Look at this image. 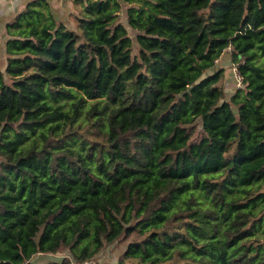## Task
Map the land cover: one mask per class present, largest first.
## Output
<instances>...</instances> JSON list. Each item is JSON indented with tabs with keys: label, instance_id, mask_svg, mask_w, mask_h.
<instances>
[{
	"label": "trees",
	"instance_id": "16d2710c",
	"mask_svg": "<svg viewBox=\"0 0 264 264\" xmlns=\"http://www.w3.org/2000/svg\"><path fill=\"white\" fill-rule=\"evenodd\" d=\"M12 15L0 264L82 263L116 241V264H264V0H25Z\"/></svg>",
	"mask_w": 264,
	"mask_h": 264
},
{
	"label": "rangeland",
	"instance_id": "374dc122",
	"mask_svg": "<svg viewBox=\"0 0 264 264\" xmlns=\"http://www.w3.org/2000/svg\"><path fill=\"white\" fill-rule=\"evenodd\" d=\"M121 16V15H120ZM226 59V57H224ZM2 60V59H1ZM229 61L223 60L219 62L220 66L225 67V87L227 95H230L234 92V90L239 87V83L236 79H238L236 74L231 72V67L229 65ZM124 244L120 241H116L112 244L106 245L97 255V257L93 258L96 261V264H116L117 257L124 249ZM66 256L65 253H37L32 258L31 261L34 264H43L49 261H60L62 257ZM98 261V263H97Z\"/></svg>",
	"mask_w": 264,
	"mask_h": 264
},
{
	"label": "crops",
	"instance_id": "0c3cea01",
	"mask_svg": "<svg viewBox=\"0 0 264 264\" xmlns=\"http://www.w3.org/2000/svg\"><path fill=\"white\" fill-rule=\"evenodd\" d=\"M25 0H0V26L13 16V11L18 10ZM16 7V9H15Z\"/></svg>",
	"mask_w": 264,
	"mask_h": 264
},
{
	"label": "built area",
	"instance_id": "2783aa9c",
	"mask_svg": "<svg viewBox=\"0 0 264 264\" xmlns=\"http://www.w3.org/2000/svg\"><path fill=\"white\" fill-rule=\"evenodd\" d=\"M72 264H96V261L94 259H90L82 263H72Z\"/></svg>",
	"mask_w": 264,
	"mask_h": 264
}]
</instances>
